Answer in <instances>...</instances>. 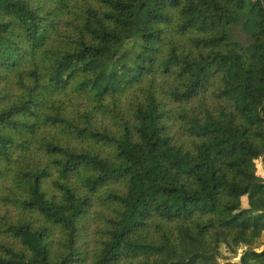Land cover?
Segmentation results:
<instances>
[{"label": "trees", "instance_id": "trees-1", "mask_svg": "<svg viewBox=\"0 0 264 264\" xmlns=\"http://www.w3.org/2000/svg\"><path fill=\"white\" fill-rule=\"evenodd\" d=\"M264 0H0V264H264Z\"/></svg>", "mask_w": 264, "mask_h": 264}, {"label": "rangeland", "instance_id": "rangeland-1", "mask_svg": "<svg viewBox=\"0 0 264 264\" xmlns=\"http://www.w3.org/2000/svg\"><path fill=\"white\" fill-rule=\"evenodd\" d=\"M258 172L264 177V162L257 163ZM258 251L264 250V235L263 238L255 246ZM245 247H240L235 253H231L226 247H222V258L220 264H240L241 256L245 252Z\"/></svg>", "mask_w": 264, "mask_h": 264}]
</instances>
